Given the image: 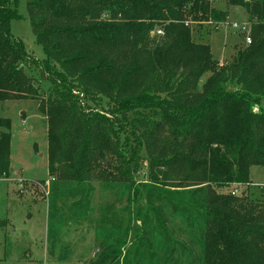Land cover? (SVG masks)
Masks as SVG:
<instances>
[{"label":"trees","instance_id":"obj_1","mask_svg":"<svg viewBox=\"0 0 264 264\" xmlns=\"http://www.w3.org/2000/svg\"><path fill=\"white\" fill-rule=\"evenodd\" d=\"M18 2L0 0V101L43 95L26 72L37 61L11 32V20L20 17ZM26 2L45 53L41 72L49 71L54 82L38 99L47 124L50 177L62 174L81 186V200L93 189L91 179L124 183L128 199L135 200L141 194L135 176L147 152L153 182L149 200L164 198L190 228L199 230L204 264H264V249L251 239L254 235L264 245V211L257 203L217 191L250 183V167L264 165V108L254 110L264 97V0H226L228 6H245L258 21L251 43L238 47L225 65H218L208 42L193 37L194 25L221 24L228 17L213 0ZM155 25L161 26L158 40L151 36ZM149 38L155 39L153 49ZM144 47L152 53L142 62L135 52ZM206 72L198 89L197 80ZM75 91L89 99H114L117 118L93 113L88 99H78ZM138 110L148 112L143 116ZM10 120L0 116V181L11 170ZM156 137H161L158 147ZM177 167L182 177L174 176ZM162 169L159 177L156 171ZM196 177L203 181L191 191L173 188L180 186L175 181ZM72 190L51 195L49 212ZM135 216L146 221L147 210L139 208ZM0 224H5L2 219ZM54 238L49 224L48 240ZM110 246L89 264H119L114 260L120 252L109 251ZM135 261L125 258L122 264Z\"/></svg>","mask_w":264,"mask_h":264},{"label":"rangeland","instance_id":"obj_2","mask_svg":"<svg viewBox=\"0 0 264 264\" xmlns=\"http://www.w3.org/2000/svg\"><path fill=\"white\" fill-rule=\"evenodd\" d=\"M213 2L218 9L227 10L228 17L222 24L194 25L193 37L208 42L218 65H225L238 47L247 45L245 37L248 33L252 34V27L258 20L257 17H250L245 6H228L226 0ZM17 10L20 17L11 20V32L23 44L26 55L37 61L38 66L31 64L26 72L35 78L38 92L43 95L0 101V116L11 119V170L9 176L0 181V219L5 223L3 226L0 224V264H89L101 256L102 248L107 244L111 245L109 251L120 252L114 260L119 264L130 257L135 258V264H204L199 230L190 228L184 215L174 211L164 198L156 195L149 200L147 189L153 182L149 155L145 150L146 162L135 176L136 184L141 188V194L135 200L128 199L130 193L124 183H103L91 179L93 189L89 196L81 200V186L62 174H56L54 180H50L47 124L38 110V99L47 95L54 82L49 78V71L44 75L41 72L45 53L36 40L26 0H19ZM233 23L244 24L247 30L241 32ZM160 28V25H155L151 32L156 40L162 37ZM154 40L149 38V48L153 49ZM139 49L143 52L139 50L135 54L138 53L143 62L152 51L145 47ZM209 74L206 72L197 80L198 89ZM52 79L57 80L56 77ZM75 93L78 99H88L93 113L103 114L112 120L117 118L113 111L114 99L109 101L101 97L97 100L96 95L89 99L91 96L86 93ZM160 93L163 97L168 95L167 91ZM262 107L264 97L254 105V110ZM145 112L141 114L144 116ZM128 117L135 116L130 114ZM160 141L161 137L155 138L156 147ZM163 171L156 173L162 177ZM172 172L177 178L184 175L180 167ZM250 179L248 184L234 183L217 191L257 203L264 211V165H252ZM202 181L199 177L183 184L175 181L174 185L180 186L173 188L191 191ZM71 187L73 190L59 197L49 212V197L57 190L65 191ZM139 208L147 210L146 221L136 219ZM49 224L55 229L54 240H48ZM251 239L264 249L259 238L253 235ZM104 264H110V260Z\"/></svg>","mask_w":264,"mask_h":264},{"label":"built area","instance_id":"obj_3","mask_svg":"<svg viewBox=\"0 0 264 264\" xmlns=\"http://www.w3.org/2000/svg\"><path fill=\"white\" fill-rule=\"evenodd\" d=\"M223 23H224V22H223ZM221 24H222V23H221ZM233 26H234V27H238V28L241 30V32H244V31L247 30V26L244 25V24L233 23ZM159 32H161V31H159ZM247 32H248V31H247ZM245 39H246L247 44H250V43H251V35H250L249 33H248V35H246ZM50 180H54V177H51ZM47 182H49V180H48Z\"/></svg>","mask_w":264,"mask_h":264}]
</instances>
